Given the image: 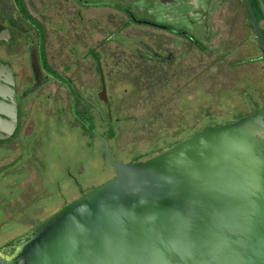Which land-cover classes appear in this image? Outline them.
Returning <instances> with one entry per match:
<instances>
[{
	"label": "rangeland",
	"instance_id": "374dc122",
	"mask_svg": "<svg viewBox=\"0 0 264 264\" xmlns=\"http://www.w3.org/2000/svg\"><path fill=\"white\" fill-rule=\"evenodd\" d=\"M258 6L253 3L260 20ZM241 9L229 16L230 25L224 24L235 31H213L216 42L211 41L206 52L182 46L175 35L153 31L169 37V47L178 58L174 66L163 68L176 75L172 86L160 93L166 96V106L161 109L163 117L153 123L134 119L150 107L131 98L135 79L129 76L141 67L132 62V49L145 54L134 39L149 42L146 35L152 31H88L86 48L74 31H60L63 42L57 43L47 23L45 51L53 73L46 74L48 80H41L36 92L22 101L16 133L0 140V247L115 176L103 142L76 118L75 104L82 113L87 105L92 107L101 133L108 131L109 115H114L117 136L110 147L114 161L120 163L152 156L169 142L263 108L264 60H258L263 53L251 41L256 31L247 10ZM103 27L112 30L107 22ZM27 34L26 40L35 31ZM79 59L81 66H69ZM28 73L31 76L30 69ZM67 84L78 92L77 101ZM146 96L144 92L139 99Z\"/></svg>",
	"mask_w": 264,
	"mask_h": 264
},
{
	"label": "water",
	"instance_id": "95a60500",
	"mask_svg": "<svg viewBox=\"0 0 264 264\" xmlns=\"http://www.w3.org/2000/svg\"><path fill=\"white\" fill-rule=\"evenodd\" d=\"M7 74L0 61V134L11 137L19 104ZM90 129L115 176L0 247V264H264V110L130 163Z\"/></svg>",
	"mask_w": 264,
	"mask_h": 264
},
{
	"label": "flooded vegetation",
	"instance_id": "af4514ba",
	"mask_svg": "<svg viewBox=\"0 0 264 264\" xmlns=\"http://www.w3.org/2000/svg\"><path fill=\"white\" fill-rule=\"evenodd\" d=\"M250 1L252 5L254 2L259 4L258 0ZM240 5L249 15L244 0H0V61L10 65L13 70V76L7 74L6 78L14 82L13 88L19 104V123L22 101L36 92L41 80H48L46 74L53 73L45 66V57H48L44 50L47 23L50 31H55L53 34L57 43L63 42L60 31H74L75 36L84 41L86 48L90 38L88 31H152L146 35L149 42L134 39L145 54L132 49L130 58L137 64L135 66L166 68L174 66L178 58L169 47V37L165 38V35L153 31L175 35L181 40L182 46L189 45L199 52H206L208 45L211 47V41L216 42L213 31H235L232 27H224V24L228 26L233 22V18L229 17L231 14L235 16L242 12V9L239 11ZM258 7L260 10L261 7ZM260 12L263 19L259 21L264 33V16L262 10ZM249 20L251 22V18ZM105 22L111 25L112 30L103 27ZM251 26L254 28L252 22ZM28 31H35V35L26 40ZM251 41H256L263 53L258 60H264L257 31ZM224 43L227 44V39H224ZM16 46L19 47L13 51ZM100 46L102 43L97 44V47ZM34 54L38 66L33 62ZM76 62L69 66L82 65V60ZM29 82H33L30 87L21 88ZM67 87L77 101L76 89H72L70 84ZM257 109L264 110V107H255L253 112L245 116Z\"/></svg>",
	"mask_w": 264,
	"mask_h": 264
},
{
	"label": "trees",
	"instance_id": "16d2710c",
	"mask_svg": "<svg viewBox=\"0 0 264 264\" xmlns=\"http://www.w3.org/2000/svg\"><path fill=\"white\" fill-rule=\"evenodd\" d=\"M45 66L49 71H52V68L50 67L47 57H45ZM175 75L176 74H170L169 71H167L166 69L160 68V67L141 66V67L133 69L132 73L129 75L130 77H133L135 79L131 83L133 86V91H134L132 93L131 98L136 99V100L138 99L139 102L145 103L150 107L148 110L145 111L144 114H139L138 117L134 118L135 120L146 121L147 123H153V121L163 117V114L161 113V109L166 106V96H164V94L161 95L160 93L164 92L165 89H167L169 86L170 87L172 86L171 79L175 78ZM144 92H146L147 98L139 99L140 96ZM86 107L87 108H84L83 113H82L80 111L78 104H75V107H74L75 115H76V118L81 119L83 125L87 126L88 132L90 133V135L96 138L97 136L91 131L90 127L94 126V129L98 131V133H101V132L98 130V127L96 124V118L91 114L92 107L89 105H87ZM117 119L120 121L122 120L120 116H117ZM101 120L103 121V119ZM113 120H114V115L112 114L109 115L108 131L101 133L103 137L108 139L110 146L112 144V140H114L117 136V133L115 132V125H117V123L115 125L112 124ZM199 131L200 130L196 131L193 135H190L189 137L179 139V140L176 139L172 142H169L168 144H166V147L157 151L156 154L152 156H148V157H139L134 162H138L141 160H147L155 155H158L172 148L180 141L186 140L194 136ZM8 138L9 137H7L6 135L0 134V140H5Z\"/></svg>",
	"mask_w": 264,
	"mask_h": 264
},
{
	"label": "crops",
	"instance_id": "0c3cea01",
	"mask_svg": "<svg viewBox=\"0 0 264 264\" xmlns=\"http://www.w3.org/2000/svg\"><path fill=\"white\" fill-rule=\"evenodd\" d=\"M261 10V9H260Z\"/></svg>",
	"mask_w": 264,
	"mask_h": 264
}]
</instances>
